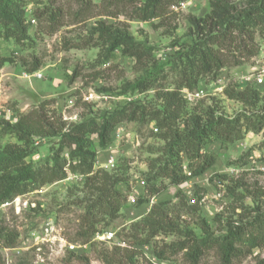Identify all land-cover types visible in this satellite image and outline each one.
<instances>
[{
    "label": "trees",
    "instance_id": "trees-1",
    "mask_svg": "<svg viewBox=\"0 0 264 264\" xmlns=\"http://www.w3.org/2000/svg\"><path fill=\"white\" fill-rule=\"evenodd\" d=\"M102 1L133 5L130 17L142 21L164 18L177 3V0ZM30 2L39 3L38 0H0V45L3 40L13 39L23 46L32 40L26 9ZM92 2L85 0L86 9ZM44 16L50 22H58L60 11L49 10L47 6L34 11V17L42 19ZM188 21L192 43L163 63H159L154 55L156 47L134 39L126 30L107 21H99L81 43L70 44L76 48H99V59L121 48L123 54L133 57L139 66L152 68L143 77L127 83L123 92L154 90L158 104L131 101L108 113L68 122L61 114L57 115V111L47 109L51 101L45 100L27 113L18 112L14 122L0 118V136L11 135L17 139L15 143L0 147V205L47 184L62 181L69 172L80 175L84 177V184L80 187L83 197L78 198L76 204L82 206L84 212L71 240L94 247L95 237L107 231L128 204V194L117 186L128 184L129 191L132 187L125 175L97 167L99 150H106L113 144L120 125L127 127L136 123L140 132L146 125L153 124L149 136L164 142L159 147H147L154 157L146 161L148 170L142 179L145 193L136 199V207L149 204L170 186L183 185L211 169L217 157L208 150L209 145L216 142L222 146L230 145L244 139L248 133L263 131V90L252 80L245 82L243 87L239 83L224 87L226 97L244 106L233 116L220 113L216 99L209 105L203 100L192 105L186 94L205 89V80L215 82L226 72L225 68L241 67L260 54L257 37L264 40V0H211L209 11L203 15L190 14ZM57 29L55 26L50 32ZM15 62L14 57L4 55L0 47V70L5 64ZM21 65L27 73H34L40 70L43 62L37 57L31 62L22 58ZM169 78V84L165 85ZM93 136H96L97 147ZM36 137L60 138V145L53 155L37 164L27 160L33 152ZM261 147L264 149V140ZM214 178L225 181L229 176L216 174L212 180ZM226 187L233 197L231 207L242 211L235 219L225 217L223 209L216 214L214 220L222 223L223 234L216 235L202 214L200 188L195 191L194 202L179 190L176 201L154 202L145 216L130 224L124 239L118 238L125 245L114 241L113 247L105 249L102 257L107 264H136L144 252L142 247L148 245H152L154 256L162 263L176 264V257L182 254L185 262L200 264L205 255L214 250L223 264H231L244 253H251L264 244V206L244 205L246 195L243 192L255 201L261 199L264 192L236 180ZM186 216L195 218L194 224L200 229V235L187 223ZM163 236L176 239H159ZM17 240V232L6 233L9 247ZM86 252L83 249L70 250L67 260L81 259L89 263Z\"/></svg>",
    "mask_w": 264,
    "mask_h": 264
},
{
    "label": "rangeland",
    "instance_id": "rangeland-1",
    "mask_svg": "<svg viewBox=\"0 0 264 264\" xmlns=\"http://www.w3.org/2000/svg\"><path fill=\"white\" fill-rule=\"evenodd\" d=\"M27 5V22H30L29 35L32 37L25 45L19 46L13 39L1 42V51L4 55L12 56L15 63H7L0 70V115L14 122L17 113H27L45 101H51L47 109L57 111L68 122H79L81 119L108 113L115 108L124 106L131 101H150L158 104L154 90L148 92H123L127 83L143 77L152 68L139 66L133 57L123 54L121 48L110 52L105 58H98L100 49L93 46L76 48L69 46L72 43H81L87 38L89 31L97 26L99 21H107L118 28L126 30L136 40H144L156 47L154 55L159 63L166 62L178 51H183L187 44L192 43L188 16L190 14L203 15L209 11L211 0H193V5L185 12L176 13L169 9L164 18L151 21L132 19L130 14L134 9L128 3L113 4L102 0H93L86 9L85 0H38ZM142 2L144 0H141ZM179 1V0H177ZM140 3L137 4L139 6ZM60 11L58 22H50L45 16L42 19L34 17L36 9ZM106 11L114 13L107 15ZM58 29L51 33V29ZM260 43V54L249 63L241 67H227L224 70L229 81L226 84L214 83L205 80V96L194 99L187 93L192 105L204 101L209 105L214 99L217 101L219 112L233 116L244 109V106L229 99L224 94V87L229 83H239L241 76L251 75L252 83L264 71V40L257 37ZM34 57L42 60L40 68L42 77L26 78L25 68L21 65L22 58L29 62ZM30 65V64H29ZM76 72V75H75ZM169 78L165 85L170 82ZM220 85V87H218ZM263 90L264 84L260 85ZM106 95V98L86 100V94ZM73 100V104L69 101ZM262 105V104H261ZM153 124L146 125L140 132L136 123H130L115 137L113 144L106 150H99L97 167L109 171H117L128 178L132 186L121 183L117 186L128 194V204L123 214L112 223L104 233H114L115 241L124 239L133 221L141 219L157 201H176V194L182 190L190 202H194L195 191L203 197L202 214L211 223L216 235L223 234L222 223L214 220L216 214L225 211V217L239 218L242 210H233V197L228 194L226 185L234 180L246 183L252 189L259 188L264 192V149L261 142L264 140V130L258 134L248 133L246 137L236 143L222 146L219 142L208 146L217 161L214 166L201 176L190 179L183 185L170 186L149 204L135 206L136 199L145 193V188L139 194V185L144 186V176L148 170L146 161L153 158L147 147L164 145L160 139L149 136ZM95 147L98 142L93 136ZM32 154L27 158L33 163H42L58 149L60 138H34ZM17 139L11 135L0 136V147L7 143H15ZM68 157V153L64 154ZM114 156V166L109 165L108 158ZM216 174L228 175V180L214 178ZM233 179V180H231ZM84 177L71 172L62 181L47 184L39 189L15 197L11 202L0 205V264H107L102 257L105 249H111L112 242H101L96 238V245H90L85 253L89 263L81 259L67 260L70 251L66 244L72 242L76 234L80 215L84 208L76 204L78 198L83 197L81 188ZM244 205L249 207L264 206V195L259 200L243 192ZM231 204V205H230ZM240 204V203H239ZM238 204V205H239ZM234 207H237L234 205ZM190 227L200 235V229L194 224L195 218L186 216ZM51 224V233L45 231V225ZM18 233L16 244L9 247L6 242V233ZM167 241L176 239L174 236L159 237ZM75 244H82L80 241ZM143 253L136 264H155L152 245L143 246ZM84 254V253H83ZM155 257V256H154ZM176 264H189L182 258L176 257ZM264 261V244L251 253H244L231 264H260ZM175 264V263H170ZM200 264H223L216 251L208 252ZM263 264V263H262Z\"/></svg>",
    "mask_w": 264,
    "mask_h": 264
},
{
    "label": "built area",
    "instance_id": "built-area-1",
    "mask_svg": "<svg viewBox=\"0 0 264 264\" xmlns=\"http://www.w3.org/2000/svg\"><path fill=\"white\" fill-rule=\"evenodd\" d=\"M193 5V0H179L177 1V3H175L171 9L176 12V13H182V12H185L187 11L191 6ZM226 72H223L220 77L218 78L217 81H215L214 83H223L226 84V82L229 81L228 79V76L225 74ZM23 75L26 77V78H30V77H36V78H41L42 77V74L41 72L39 71H36L34 73H27V72H24ZM256 81L258 82L257 84L258 85H261V84H264V71L262 72V74H259L257 77H255ZM241 81L243 82H247V81H251L252 80V76L251 75H246V76H241ZM220 87V85L218 86ZM205 89L204 88H201L197 91H195L194 93H191L190 94V97L194 98V99H200L202 98L203 96H205ZM86 97V100H91V99H94V98H106V95L104 94H101V95H95L94 93H89V94H86L85 95ZM71 104H73V100H70L69 101ZM1 114V113H0ZM0 118H1V115H0ZM126 128V126L124 124L120 125L117 129H116V136H119L121 134V132ZM108 161H109V165L110 166H114L115 164V158L114 156H111V158L109 157L108 158ZM45 231L47 233H51L52 231V227H51V224L50 223H47V225H45ZM97 240H100V241H105V242H112V241H115V235L114 233H103L101 235H97L95 237ZM116 242V241H115ZM117 244H120V245H125L124 242H119L117 241ZM66 247L69 249V250H72V251H76V250H79V249H83V250H87L89 247H90V244H66ZM153 258L155 260H153V262L155 264H170V263H162L160 262L156 257L153 256Z\"/></svg>",
    "mask_w": 264,
    "mask_h": 264
},
{
    "label": "crops",
    "instance_id": "crops-1",
    "mask_svg": "<svg viewBox=\"0 0 264 264\" xmlns=\"http://www.w3.org/2000/svg\"><path fill=\"white\" fill-rule=\"evenodd\" d=\"M138 190H139V194H141L143 192V190H144V186H142V185L140 186L139 185Z\"/></svg>",
    "mask_w": 264,
    "mask_h": 264
}]
</instances>
